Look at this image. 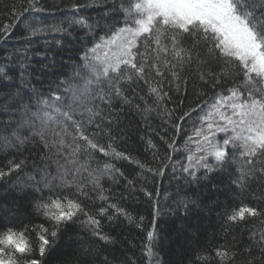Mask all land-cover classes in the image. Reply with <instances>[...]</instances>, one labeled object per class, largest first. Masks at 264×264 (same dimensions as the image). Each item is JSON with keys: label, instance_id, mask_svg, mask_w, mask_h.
I'll list each match as a JSON object with an SVG mask.
<instances>
[{"label": "trees", "instance_id": "1", "mask_svg": "<svg viewBox=\"0 0 264 264\" xmlns=\"http://www.w3.org/2000/svg\"><path fill=\"white\" fill-rule=\"evenodd\" d=\"M13 2L0 0V25L12 23L7 7ZM15 2L26 3V0ZM73 2L77 0H38L37 8L44 11L25 14L15 24L11 35L6 40H0V67L10 69L8 75L13 77L12 81L0 80V166L13 157L26 161L22 171L0 180V231L8 227L17 231L28 229L25 236L35 250L38 247L37 226L51 228L43 212L36 210V202L42 197L46 199L53 192L74 198L70 194L76 193V183L71 182L75 176L77 181L85 183L89 192V198L79 197L78 194L75 197L85 212L91 215L100 206L114 203L123 208L132 220L130 222L127 216L111 208L107 215H97L96 218L101 221L102 234L112 238L111 242H105L92 235L91 229L82 223L87 217L80 215L75 223L61 226L52 248L46 253L47 264H103L105 258L111 264H128L129 258L136 264H152L155 258L147 255L149 231L154 232L152 250L159 257L160 264H231V261L222 260L216 255L217 249L225 251L230 248L236 252L250 247V235L264 232V217L246 216L244 221H228L227 216L242 204L264 209V177L250 178L243 186L233 183L240 171L238 161H230L222 168L214 167L210 173L201 169L195 180L181 175L179 163L175 173L171 165L165 169L163 176L157 177L148 172L147 168H155L157 164L152 160L151 151L147 150V139L150 138L162 154L168 149L160 138L167 139L165 133L174 135L170 126L173 121L168 120L164 112L156 107L149 91V85L157 86L158 78L154 74L149 84H146L145 80L149 79L147 76L136 80L133 75V80H128L126 76L132 73L124 70L116 82V87L120 89L119 97L114 96L111 101L105 99L101 103L95 97L94 90L93 97L85 99L83 104H73L74 119L86 126V135L96 132L95 142L104 145L106 151L111 150L108 147L111 144V148L124 152L130 159L106 157L95 152L93 157L98 163L82 152L74 158L70 157L68 145L72 144L75 135L72 128L68 126L65 134L57 123L50 122L47 127H43L42 122L33 117L32 113L46 110L38 101L49 99L50 92L58 88L61 90L59 95L65 96L67 93L66 98L71 102L69 85L81 86L83 78L89 75L83 67L84 51L100 43L97 33L105 36L109 24L114 20H123L122 15L108 21L101 19L104 8L99 3L93 4L91 0H78L85 5L79 11L68 10ZM106 2L117 7L122 3L128 7L134 0ZM80 18L93 25L91 32L87 25L74 22ZM29 22L32 27L44 30L30 35L25 27ZM100 26H104L105 31H100ZM119 26H123L122 23ZM138 48L144 52L139 43ZM97 55L102 53L98 52ZM152 62L149 56L147 63ZM210 67L213 72L221 70L215 64ZM188 76V83L184 86L186 91L182 89L176 92L168 84V77L164 81V90L171 99L163 102V108L175 117L182 115L188 107H195L201 93L207 99L213 95V91H219L212 90L199 80L195 65L188 70ZM226 79L229 81L227 87H232V80ZM235 83L243 84L242 75L236 76ZM100 87L110 91L107 83ZM241 91H245V88L241 87ZM123 97H128L131 103H126ZM136 105L141 110L147 107L149 111H138ZM88 108L97 113L93 117V124L88 123ZM199 114L198 109L192 114V119L195 120ZM95 124H101L103 130H97ZM109 124L111 135H117L119 130L123 133V139L109 140ZM148 124L154 133L147 127ZM196 127H199L198 123ZM192 129L191 121L182 124V131L176 138L180 152L173 153V161L186 163L184 141L193 135ZM42 130L48 147L38 135ZM17 136L25 142L20 144ZM222 136L220 134L218 138ZM5 137L8 139L7 144L4 142ZM61 138L64 140L63 145L58 144ZM73 159H78L81 164L87 162L89 171L104 163L114 164L127 179L118 175H105L100 179L103 191L93 190L87 172L76 173L72 169ZM133 160H139L140 164L133 163ZM209 163H214L211 157ZM141 164L144 168H141ZM61 177L70 182L65 184ZM128 180L133 182L132 187L127 185ZM46 183L48 187H45ZM145 191L153 192L154 195L148 197ZM101 195L107 197V201L101 200ZM107 216L113 219L109 220ZM254 255L259 256L260 253L254 251ZM236 264H240V261L237 260Z\"/></svg>", "mask_w": 264, "mask_h": 264}, {"label": "snow or ice", "instance_id": "2", "mask_svg": "<svg viewBox=\"0 0 264 264\" xmlns=\"http://www.w3.org/2000/svg\"><path fill=\"white\" fill-rule=\"evenodd\" d=\"M91 2L99 3L104 8L101 19L108 21L114 16L122 15L123 20H114L109 24L105 36L97 33L100 43H95L91 49L84 51L83 67L89 75L83 78L81 86L69 85L71 102L66 98L67 93L65 96L59 95L61 90L58 88L50 92L49 99L38 101L46 110L32 113L33 117L42 122L43 127L55 122L65 134L68 126L72 128L75 135L72 137V144L68 145L71 149L69 156L74 158L82 152L95 163L98 162L94 160L93 152L102 153L106 157L130 159L124 152L111 148V144L108 145L111 150L106 151L104 145L95 142L96 132L90 134L92 138L86 135L87 128L81 121L74 119L73 108V104H83L85 99L93 97L94 90L95 97L101 103L105 99L111 101L114 96L119 97L120 89L116 87V82L120 79L119 74L127 70L132 73L126 76L128 80H133V75L136 80L147 76L149 79H146L145 83L149 84L153 74L158 78L157 86L149 85V91L154 97L153 102L156 107L164 112L168 120L173 121L170 126L174 135L168 136L165 133L167 139L160 138L166 144L167 151L161 154L150 138L146 141L147 150L151 151L152 160L157 164L155 168H147L148 172L154 173L157 177L163 176L165 169L171 165L175 173L176 165L179 163L181 175L195 180L201 169L205 173H210L214 167L222 168L230 161H238L240 171L233 183L243 186L250 178L264 177V0H134L128 7H124L122 3L117 7L116 4H109L106 0H91ZM37 3L38 0H26V3H16L14 0L13 4L7 7L12 23L0 25V40H6L11 35L15 24L25 14L44 11L42 8H37ZM84 6L77 0L71 3L68 10L79 11ZM74 22L87 25L89 32L93 28V25L88 24L84 18ZM121 23L123 26H119ZM25 27L33 36L44 30L32 27L31 22L26 23ZM100 31H105L104 26H100ZM138 43L143 47L144 52H140ZM98 52L102 55H97ZM149 56L154 62L147 63ZM213 64L221 70L213 72L210 67ZM193 65L196 66L199 80L212 90L219 89V91H213V95L207 99L201 93L197 97L195 107H188L182 115L175 117L163 108V102L171 99L164 90L165 78L168 77V84L176 92L182 89L186 91L184 86L188 83V70ZM201 69L204 70L200 71ZM8 71L10 69L0 67V80H13V77L8 75ZM238 75H242L243 84L235 83ZM226 78L232 80V87H227L229 81ZM103 83L109 85L110 91H104L100 87ZM241 87H244L245 91H241ZM123 99L126 103H131L128 97ZM24 107L27 108V105ZM136 107L138 111H149L147 107L143 110L139 105ZM198 109L200 114L193 120L192 114ZM86 111L88 123L93 124V117L97 113L92 108ZM101 121L103 123V117ZM189 121L193 123V135L184 141V149L187 151L186 163L175 162L172 158L173 153L180 152L176 138L182 131V124H187ZM197 123L199 127H196ZM147 127L154 133L150 124ZM95 128L103 130L101 124H95ZM220 134H223L222 138H218ZM38 135L45 147H48V143L44 141V131L42 130ZM117 138L123 139V133L117 130V135H111V124H109V140L114 141ZM16 139L20 144L25 142L18 136ZM4 142L8 143L7 137L4 138ZM58 144L63 145L64 140L59 139ZM209 157L214 163H209ZM133 163L140 164V161L133 160ZM25 165L26 161L23 159L17 160L15 157L7 159L6 163L0 166V180L17 174ZM89 167L87 162L81 164L78 159L72 160L74 172H87L93 190L103 191L100 179L105 175L124 177L123 172L114 164L104 163L90 171ZM141 168H144V165L141 164ZM30 179L34 180L33 177ZM61 179L65 184L70 182L64 177ZM71 182L76 183V193L70 194L74 198L53 192L46 199L42 197L36 202V210L43 212L51 223V228H46L44 225L37 226L39 235L38 247L35 250L25 236V231L28 229L17 231L8 227L0 231V264H47L46 253L52 248L61 226L75 223L80 215L87 217L82 223L91 229L92 235L105 242H111L112 238L102 234L101 221L96 218L97 215L105 216L111 208L116 213L127 216L131 222L132 217L114 203L100 206L91 215L85 212L81 202L75 197L78 194L79 197L89 198L88 189L85 183L77 181L75 176ZM127 185L132 187L133 182L128 180ZM45 187H48L47 183ZM145 195L152 197L154 193L145 191ZM99 198L104 201L108 199L103 195ZM246 216L264 217V209L258 210L254 206L242 204L234 208L227 219L244 221ZM107 218L113 219L112 216ZM147 240L148 257L155 258L152 264H160L159 257L152 250L153 231L147 232ZM249 242L250 247L236 252L230 248L225 251L217 249L216 255L222 260L231 261V264H236L237 260L240 264H264V232H253ZM254 251L259 252L260 255H254ZM103 264H111V262L105 258ZM128 264H136V262L129 258Z\"/></svg>", "mask_w": 264, "mask_h": 264}]
</instances>
